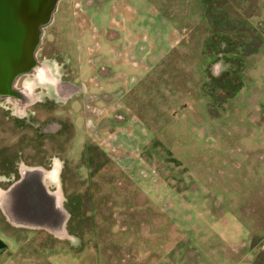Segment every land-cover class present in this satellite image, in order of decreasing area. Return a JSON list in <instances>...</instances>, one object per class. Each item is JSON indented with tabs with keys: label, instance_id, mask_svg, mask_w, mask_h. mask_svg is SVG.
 Segmentation results:
<instances>
[{
	"label": "rangeland",
	"instance_id": "374dc122",
	"mask_svg": "<svg viewBox=\"0 0 264 264\" xmlns=\"http://www.w3.org/2000/svg\"><path fill=\"white\" fill-rule=\"evenodd\" d=\"M257 51L260 0H59L15 88L72 114L40 166L59 164L49 190L68 232L16 227L0 210V264H264V162L239 134L264 94L242 73L258 71ZM19 133L0 128V194L38 167L10 143Z\"/></svg>",
	"mask_w": 264,
	"mask_h": 264
},
{
	"label": "water",
	"instance_id": "95a60500",
	"mask_svg": "<svg viewBox=\"0 0 264 264\" xmlns=\"http://www.w3.org/2000/svg\"><path fill=\"white\" fill-rule=\"evenodd\" d=\"M59 0H0V97L15 94L13 84L36 65L40 28L46 26ZM44 169L20 171L18 180L5 190L0 207L7 220L18 226L54 230L64 219L60 207L45 185ZM68 219V214L65 213ZM61 231V230H60Z\"/></svg>",
	"mask_w": 264,
	"mask_h": 264
},
{
	"label": "flooded vegetation",
	"instance_id": "af4514ba",
	"mask_svg": "<svg viewBox=\"0 0 264 264\" xmlns=\"http://www.w3.org/2000/svg\"><path fill=\"white\" fill-rule=\"evenodd\" d=\"M21 78L22 76L14 82L15 86L18 85ZM24 96L16 91L15 94H12L9 97H0V101H2V103H7V101H10L13 98L16 101L15 103L19 106L20 111V115L18 116L13 111V105L11 107H5L0 102V106L3 107L2 109H0V128L4 125L11 124V127L13 129L15 128L20 131V133L18 134V138L15 139L14 142L10 143L19 144L20 146H26L27 149L35 153L36 158H28L30 160H24L26 162H30L29 165L38 167L49 166L52 163L53 158L49 156L47 152H45L46 146L49 147V145L45 144L48 142H53L56 139H59L60 141L61 139H67L65 135L66 133L64 131L67 127H74L73 119L71 117L72 114L70 113L69 115H66L65 109H59L62 104H59L58 99L51 97V95L37 92L32 94V96ZM59 96L61 95L59 94ZM62 103L66 105L68 101H63ZM81 115L84 118V122L86 124V116L83 110L81 111ZM88 148H90L88 145H86V147L84 148V159H86L85 153L87 152V150H89ZM17 154L18 155L15 157V159L10 161L12 164H16L17 160L22 159L21 153L18 152ZM22 170H25V168ZM45 172L47 173L46 183L48 184V186H57L56 182L59 175V164H54L52 170ZM17 173V177L13 182L18 180L19 178L20 171H17ZM56 188L58 189V187ZM61 206L63 212L68 214L62 203ZM59 213L62 216L61 209H59ZM69 216L70 215L68 214V219L65 223H63L65 220L63 221L62 218H54V224L56 223V220L59 223L58 227L57 224L55 225L56 230L64 231L66 235L68 232ZM17 227L29 230H43L45 232L52 233L44 227Z\"/></svg>",
	"mask_w": 264,
	"mask_h": 264
},
{
	"label": "crops",
	"instance_id": "0c3cea01",
	"mask_svg": "<svg viewBox=\"0 0 264 264\" xmlns=\"http://www.w3.org/2000/svg\"><path fill=\"white\" fill-rule=\"evenodd\" d=\"M260 1L264 5V0H260ZM120 41L121 40L119 39V42ZM115 43H117V41ZM259 52L260 51H257L256 56H254L255 57L254 66H255V69H258V71L256 70V71L251 72L245 69V71H242V73L244 74L245 79H248L249 78L248 76L253 77L255 74L254 77H256L257 80H259L258 78L260 77L261 79L260 83L262 84V86H264V54L262 52L259 54ZM246 57L247 56L244 55V58ZM121 64H125L126 66L128 65L134 66L133 63L125 62V61L124 62L121 61L119 66H121ZM134 67L136 68V66ZM240 92H244L242 87L240 88ZM256 101L257 103H256V106L254 105V110L251 109V111H248L245 117L241 119L239 134H240L241 141L244 142L245 151L261 152V156L259 158H260V161L264 162V94L262 95L261 98H259V94H256L254 102ZM4 192L0 194V203H1ZM0 210L2 214L4 215L1 207H0ZM4 217L6 218L5 215ZM11 225L16 226V227L18 226L14 224H11ZM4 254H9V247L6 244V242L3 240V238L0 236V256Z\"/></svg>",
	"mask_w": 264,
	"mask_h": 264
},
{
	"label": "bare ground",
	"instance_id": "6f19581e",
	"mask_svg": "<svg viewBox=\"0 0 264 264\" xmlns=\"http://www.w3.org/2000/svg\"><path fill=\"white\" fill-rule=\"evenodd\" d=\"M53 13H54V12H53ZM51 20H52V15H51L49 21L47 22L46 26L51 22ZM46 26H43V27L40 28V38H39V43H38V44H40L41 36H42V34H43V30H44V28H45ZM36 66H37V65H34V69L36 68ZM34 69L32 70V72H34ZM13 89H14L15 91H17V89L15 88V85H14V84H13ZM18 92H19L22 96L25 95V93H23V92H20V91H18ZM11 101L16 102L13 98L11 99ZM25 169H26V168H25ZM46 178H47V173L44 171V173H43V178H42V179L44 180L45 185H46L47 187H49L48 184L46 183ZM51 194H52V196H54V199L57 201V204H58V206L60 207V209H61V211H62V213H63V216H64L63 221H64L65 218H67V216H66V214H65V213L63 212V210H62V206H61V203H62V196H61V194H60V192H59V189H56V191L51 192ZM34 227H37V226H34ZM45 228H46V227H45ZM49 231L52 232L53 234H55L56 236H59V237H64V236H66V233H65L64 231H60V230H56V229H54V230L49 229Z\"/></svg>",
	"mask_w": 264,
	"mask_h": 264
}]
</instances>
